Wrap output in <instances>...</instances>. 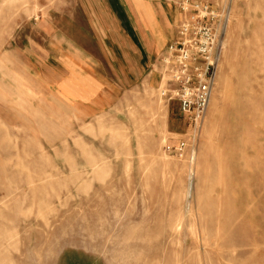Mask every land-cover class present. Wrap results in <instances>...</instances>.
<instances>
[{"label": "rangeland", "instance_id": "1", "mask_svg": "<svg viewBox=\"0 0 264 264\" xmlns=\"http://www.w3.org/2000/svg\"><path fill=\"white\" fill-rule=\"evenodd\" d=\"M143 1L155 52L135 0H0V264H264V0H211L221 57L183 158L161 63L180 13Z\"/></svg>", "mask_w": 264, "mask_h": 264}, {"label": "built area", "instance_id": "2", "mask_svg": "<svg viewBox=\"0 0 264 264\" xmlns=\"http://www.w3.org/2000/svg\"><path fill=\"white\" fill-rule=\"evenodd\" d=\"M180 13L177 33L161 58L163 80L189 123V133L175 153L183 158L194 149L206 120L218 73L222 22L211 0H172ZM192 148V149H191Z\"/></svg>", "mask_w": 264, "mask_h": 264}, {"label": "crops", "instance_id": "3", "mask_svg": "<svg viewBox=\"0 0 264 264\" xmlns=\"http://www.w3.org/2000/svg\"><path fill=\"white\" fill-rule=\"evenodd\" d=\"M135 3L137 5V8L141 7L142 9H145V20L143 21V25L139 28L141 32L146 36V39L148 40V43L150 44L149 47L151 49V52H155L158 49H161L166 43V28L165 26H162L157 21V13L154 11V9L149 8L146 3H144L143 0H135ZM156 9V8H155ZM165 14L167 29L170 31L172 24H170L169 19H174L176 17V14H172L171 11L167 12L162 10ZM155 17V19H154ZM138 30V29H137ZM72 75L64 81H62L59 84V87L65 88L66 86L69 88V96L70 97H77L80 94H82L81 87L82 84H86L85 80L77 74V72L72 71Z\"/></svg>", "mask_w": 264, "mask_h": 264}]
</instances>
